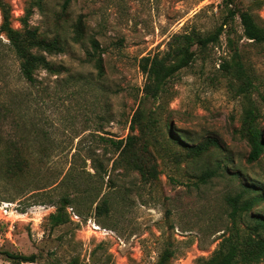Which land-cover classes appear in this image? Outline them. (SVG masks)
I'll use <instances>...</instances> for the list:
<instances>
[{"label":"rangeland","instance_id":"1","mask_svg":"<svg viewBox=\"0 0 264 264\" xmlns=\"http://www.w3.org/2000/svg\"><path fill=\"white\" fill-rule=\"evenodd\" d=\"M33 4L0 0V25L21 31L30 8L29 26L62 52L45 56L59 72L38 70L30 84L0 34V264H18L4 252L35 256L20 264H206L227 238H255L226 199L243 184L264 194V151L247 161L242 127L246 110L264 115V44L244 38L238 15L247 10L264 27V0H234L233 19L221 0ZM78 19L84 29L75 41ZM223 23L218 42L196 50L157 100L142 98L140 58L163 53L175 34L206 36ZM91 39L101 75L86 61ZM235 49L250 83L243 89L220 68L233 63ZM257 126L264 136V119ZM130 136L154 176L114 165V142ZM208 139L219 148L188 155L187 147ZM10 157L28 163L23 175L7 177ZM206 170L216 176L202 183ZM64 196L71 204L53 226L49 216ZM102 200L108 211L96 216ZM254 210L264 213V201Z\"/></svg>","mask_w":264,"mask_h":264},{"label":"trees","instance_id":"2","mask_svg":"<svg viewBox=\"0 0 264 264\" xmlns=\"http://www.w3.org/2000/svg\"><path fill=\"white\" fill-rule=\"evenodd\" d=\"M221 1L222 6L227 11V16L233 19L235 15L233 9L234 0ZM65 4L67 5V2ZM33 5L41 8L42 0H34ZM31 14V9L28 8L21 20V31L12 29L5 20L0 25V34L3 33L5 35L9 47L19 61L21 77L30 84L35 82V74L38 70H44L54 75L58 73L59 70L45 56L47 54L52 55L62 52V47L57 40L46 39L38 34L37 28L29 26L28 19ZM238 15L244 38L251 41V43L264 44V27L257 24L252 14L247 10L239 12ZM225 25V23L221 24L213 34L206 36L195 31L175 34L163 53L140 58L138 68L144 76L142 98L157 100L164 92L168 81L179 71L191 65L195 59L196 50L204 51L209 45H215L218 42L222 28ZM83 29L82 19H78L77 23L73 26L75 41L81 39ZM89 43L90 50L86 51V61L91 63L98 74L101 75L103 73V65L102 58L97 53V41L91 39ZM232 57V64L221 63L220 68L239 79L241 82L240 89H243L244 86L250 84L248 76L244 73L236 49ZM230 65H232V68ZM2 117V110H0V120ZM259 118L264 119V115H261L257 110L248 109L245 111L242 127L250 149L247 156L249 163L257 161L264 151L263 132L257 126ZM171 136L176 144L186 146L176 136L173 134ZM180 137H183L182 134H180ZM114 147L118 152V158L114 162V165L118 163L119 166L126 169L137 170L141 173L147 172L152 176L155 175L153 168L147 166L144 154L136 152L135 139L133 137L130 136L125 140H117L114 142ZM212 147L219 148V145L216 140L208 139L205 143L193 144L187 147L188 155H191V157H201ZM7 159L6 175L8 178H13L17 174L23 175L27 171L29 165L22 158L10 157ZM224 161L227 162L229 160L224 159ZM232 175L238 176V173H232ZM214 176H216L215 170H206L201 174L200 182L206 183ZM55 184L56 182H53L45 186V188H51ZM226 201L231 207L232 218L238 215L240 218H244L247 221L245 225L246 229L250 232L249 235L254 233L256 237L248 236L243 241L238 238H227L224 240L223 245L207 260L206 264H258L264 261V213L254 210L256 206L264 201V194L260 190H255L252 186L243 184L240 192L232 197H228ZM70 204V200L67 197L61 198L56 213L49 216L53 226L64 222L65 218L63 216L66 215V208ZM107 211L108 207L105 200L96 204V216L99 213ZM4 254L8 259L16 261L18 264L35 262L34 255L25 256L8 252H4ZM162 259H165V257Z\"/></svg>","mask_w":264,"mask_h":264},{"label":"built area","instance_id":"3","mask_svg":"<svg viewBox=\"0 0 264 264\" xmlns=\"http://www.w3.org/2000/svg\"><path fill=\"white\" fill-rule=\"evenodd\" d=\"M95 228H97V227H95Z\"/></svg>","mask_w":264,"mask_h":264}]
</instances>
